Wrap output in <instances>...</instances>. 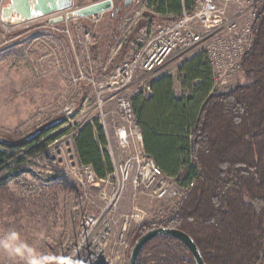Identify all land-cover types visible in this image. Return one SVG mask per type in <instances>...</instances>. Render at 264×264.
<instances>
[{"label":"rangeland","instance_id":"obj_1","mask_svg":"<svg viewBox=\"0 0 264 264\" xmlns=\"http://www.w3.org/2000/svg\"><path fill=\"white\" fill-rule=\"evenodd\" d=\"M143 1L122 7L116 17L111 11L99 18H64L51 24L49 17L15 22L7 10L9 0H0V140L20 146L37 132L64 123L35 146L6 152V163L0 167V264H60L65 245L77 237L81 218L97 214L99 191L81 188L72 170L74 138L80 127L97 123L103 128L105 123L107 146L102 150L109 154L114 168L124 160L115 136L122 125L117 99L132 101L141 90L149 92L153 79L166 75L173 77L176 95L184 93L179 68L204 51L202 47L176 52L155 75L140 73L129 86L97 95L98 85L106 84L135 54L141 36L137 29L143 24V14L149 12ZM157 18V24L165 23ZM83 75L96 81L97 87L82 79ZM252 82L240 69L227 85L215 90L229 92ZM69 109H74L71 119L65 116ZM63 131L68 133L48 143L47 139ZM174 188L178 190L176 185ZM192 193L184 201L176 199L173 208L145 195L135 198L128 189L120 213H128L136 205L145 215L128 233L130 246L138 229L147 225L160 228L174 221ZM178 259H190L185 246L160 237L147 246L139 264Z\"/></svg>","mask_w":264,"mask_h":264},{"label":"trees","instance_id":"obj_2","mask_svg":"<svg viewBox=\"0 0 264 264\" xmlns=\"http://www.w3.org/2000/svg\"><path fill=\"white\" fill-rule=\"evenodd\" d=\"M259 1L253 45L240 68L253 79L251 84L217 93L211 63L202 51L179 68L181 96L175 93L173 77L166 75L153 79L149 92L141 90L131 101L145 152L181 187L196 185L186 207L163 227L187 234L205 264H264V0ZM195 4L196 0H150L137 33L170 24ZM157 17L165 23L157 24ZM139 48L137 43L135 52ZM63 124L37 132L20 146L0 140L5 150L0 151V167L6 163V152L31 148ZM105 146V131L97 123L80 127L74 138L78 161L93 166L98 179L113 171L109 154L102 150ZM153 229H138L132 246ZM166 264L196 261L190 253L189 260Z\"/></svg>","mask_w":264,"mask_h":264},{"label":"built area","instance_id":"obj_3","mask_svg":"<svg viewBox=\"0 0 264 264\" xmlns=\"http://www.w3.org/2000/svg\"><path fill=\"white\" fill-rule=\"evenodd\" d=\"M259 8V0H196L193 10L185 11L174 22L144 31L138 39L139 50L106 84L98 85L84 75L82 79L98 85L99 97L104 90L129 86L140 73L155 75L176 52L187 53L202 47L213 69L215 87L227 85L240 71L242 60L253 45V24ZM74 11V6L58 11L49 16L50 23L55 24L52 21L58 18L69 20ZM87 40L90 41L89 34ZM99 104L101 108L102 101ZM117 107L122 125L115 136L124 160L115 165L107 178L98 179L93 166L80 163L76 156L73 159L76 182L86 191H99L100 204L97 214L81 218L77 237L65 245L60 264H129L128 233L145 215L136 205L128 213H120L127 190L131 188L135 198L145 195L176 208V199H187L195 186L181 187L145 152L142 129L131 100L119 97ZM65 116L71 119L74 109L65 111ZM102 125L106 130L105 123Z\"/></svg>","mask_w":264,"mask_h":264},{"label":"water","instance_id":"obj_4","mask_svg":"<svg viewBox=\"0 0 264 264\" xmlns=\"http://www.w3.org/2000/svg\"><path fill=\"white\" fill-rule=\"evenodd\" d=\"M8 12L9 16H15V22L24 23L30 21L34 17H49L62 9L59 8V0H9ZM124 2V8L127 9L132 5L133 0H118ZM113 11L116 17L121 11L122 6L116 5L113 0L97 1L94 4L80 8L69 14L68 19L72 18H89L99 17L101 14ZM62 18L54 19L52 23H59ZM169 237L181 242L186 246L196 264H205L202 255L194 243V241L185 233L168 228H156L144 234L134 245L129 264H138L140 256L144 248L159 237Z\"/></svg>","mask_w":264,"mask_h":264},{"label":"crops","instance_id":"obj_5","mask_svg":"<svg viewBox=\"0 0 264 264\" xmlns=\"http://www.w3.org/2000/svg\"><path fill=\"white\" fill-rule=\"evenodd\" d=\"M97 1H105V0H59V4L58 5H59V8L62 9V10L66 9L68 7H71V6L83 8V7H87V6L92 5L95 2H97ZM113 1L115 3H117L116 5L124 7V2L121 3V2H118V0H113ZM135 1H139V0H133L132 4ZM143 2L145 4V6L148 7V4H149L150 0H144ZM110 12L111 11L105 12V13L101 14L100 16L108 14ZM170 17H173V16H170ZM94 18H99V17H94Z\"/></svg>","mask_w":264,"mask_h":264}]
</instances>
